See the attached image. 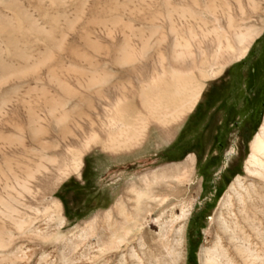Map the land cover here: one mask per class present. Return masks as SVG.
<instances>
[{
    "label": "rangeland",
    "instance_id": "374dc122",
    "mask_svg": "<svg viewBox=\"0 0 264 264\" xmlns=\"http://www.w3.org/2000/svg\"><path fill=\"white\" fill-rule=\"evenodd\" d=\"M263 118L264 0H0V264H264Z\"/></svg>",
    "mask_w": 264,
    "mask_h": 264
},
{
    "label": "bare ground",
    "instance_id": "6f19581e",
    "mask_svg": "<svg viewBox=\"0 0 264 264\" xmlns=\"http://www.w3.org/2000/svg\"><path fill=\"white\" fill-rule=\"evenodd\" d=\"M239 6V5H238ZM259 27L257 28H254L251 32H250V35L249 37H252L256 34H258L259 32ZM247 50V48L245 47L244 49H241V51L239 52V56L240 55H243L245 53V51ZM177 51V50H176ZM124 52V51H123ZM172 52V51H171ZM174 54V53H173ZM174 56V55H173ZM187 68V67H186ZM185 69V68H184ZM175 70V69H174ZM179 71V70H178ZM181 72V71H180ZM217 72L219 71H213L210 75H214L216 74ZM187 85V84H186ZM197 87V86H196ZM200 90V87L198 86L196 89H193V91L191 92V95L189 98H187L185 101H183L181 104L177 105L175 108H173V110L169 113V117L170 119H176L177 117L180 116V114H182V112L186 109H190L192 108L193 104H194V101L196 99V96L198 94ZM193 101V104H191V102ZM171 110V109H170ZM167 113V114H168ZM117 115H115L116 118H119V119H122L120 114L119 113H116ZM168 116V115H167ZM165 117V116H164ZM168 118V117H167ZM170 119H164V120H160V122L163 123L164 122H167L168 120ZM91 120V119H90ZM159 120V119H158ZM91 123V121H90ZM93 123V122H92ZM91 123V124H92ZM126 123L124 121H122V123L120 124V127H116L115 130H123L124 132L127 130L126 128ZM93 126V125H92ZM91 127V125H90ZM89 128V127H88ZM85 129V128H84ZM96 129V128H95ZM113 130V129H112ZM112 130H108L109 133H112L113 131ZM118 132V131H117ZM116 132V133H117ZM107 133V132H106ZM120 133V132H119ZM91 134V133H90ZM93 136L90 140H95L96 138V134L95 133H92ZM130 134V133H129ZM128 137V136H127ZM124 142V141H123ZM127 142H124L122 144V146L126 147V144ZM130 144V143H129ZM118 147L120 146H114L112 147L113 149H117ZM129 147V146H127ZM81 161H80V156L79 154H74L73 157H72V162H71V166H70V170H74V171H77L78 168H79V165H80ZM244 169L250 173V174H253L261 179L264 180V118H263V122L262 124L260 125L258 131L254 134L252 140H251V143H250V153L248 155V158L247 160L245 161V166H244ZM162 189V188H161ZM149 192V191H148ZM148 198H151V196H149ZM138 206H136L137 208ZM154 222H157V220H154ZM178 231L181 230V226H178ZM203 254V260H204V263L205 264H212L210 263V260L209 258L207 257V255L205 254V250H202ZM177 256H179V251L177 252ZM209 256V255H208ZM215 258V257H214ZM214 260V259H213ZM212 260V261H213ZM216 262V261H215ZM218 263V262H216Z\"/></svg>",
    "mask_w": 264,
    "mask_h": 264
},
{
    "label": "flooded vegetation",
    "instance_id": "af4514ba",
    "mask_svg": "<svg viewBox=\"0 0 264 264\" xmlns=\"http://www.w3.org/2000/svg\"><path fill=\"white\" fill-rule=\"evenodd\" d=\"M240 89H249V88H247V87H242V88H240Z\"/></svg>",
    "mask_w": 264,
    "mask_h": 264
}]
</instances>
